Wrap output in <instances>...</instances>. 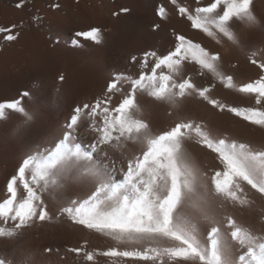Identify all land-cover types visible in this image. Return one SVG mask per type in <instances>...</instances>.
<instances>
[{
	"label": "snow or ice",
	"instance_id": "6c2138e0",
	"mask_svg": "<svg viewBox=\"0 0 264 264\" xmlns=\"http://www.w3.org/2000/svg\"><path fill=\"white\" fill-rule=\"evenodd\" d=\"M171 2L193 29L217 43L226 39L251 50L255 46L251 41L246 44L241 26L249 35L257 29L264 33V16L254 11V0H195L196 7ZM25 3L19 0L16 7ZM129 11L121 8L113 15ZM157 15L166 19L165 7H159ZM33 20L39 23L43 17L37 14ZM20 27L0 26V40L16 41ZM81 38L100 45L103 30L92 26L76 32L72 45L83 47ZM249 60L260 69L258 78L237 83L223 70L219 52L179 33L166 54L146 50L130 55L136 71L114 73L101 96L69 106L60 133L27 151L6 179L0 239L15 241L37 221L66 218L114 242L106 250H89L87 240L68 248L82 264H98L100 256L118 264H264V235L239 223L226 209L252 207L250 192L264 198V147L220 135L203 121L182 114L169 128L156 131L142 117L140 102L145 96L179 109L184 99L195 95L221 112L264 128V51H251ZM188 62L225 88L252 97L254 105L233 106L215 98L211 94L215 84L198 85L185 75ZM58 80L63 82L65 76L60 74ZM36 99L26 89L0 101V120L9 112L19 114L13 136L27 137L34 130L40 113L25 101ZM190 142L214 153L217 166L210 171L198 166L187 150ZM129 144L139 145L138 151L128 154ZM76 185L87 187V193L71 195L69 190ZM17 251L15 245L0 251V264H25L16 258Z\"/></svg>",
	"mask_w": 264,
	"mask_h": 264
},
{
	"label": "bare ground",
	"instance_id": "6f19581e",
	"mask_svg": "<svg viewBox=\"0 0 264 264\" xmlns=\"http://www.w3.org/2000/svg\"><path fill=\"white\" fill-rule=\"evenodd\" d=\"M19 0H0V26L22 25L20 35L14 42L0 40V101L16 98L18 92L32 90L35 103L25 101L26 106L40 113V119L27 137L12 135V129L20 119L19 114L9 112L0 120V199L6 195V179L13 174L21 158L30 149L42 144L49 137L60 133L61 125L75 103H87L101 96L114 73H134L136 68L129 62L130 55H141L143 51L155 50L166 54L174 47V34L179 33L200 43L211 52L223 57L222 68L234 76L237 83L258 78L260 69L250 63L251 51H264V33L258 29L249 35L241 26L245 42L251 41L254 48L235 47L226 39L217 43L200 30L193 29L186 17H181L171 0H26L17 8ZM59 4V8L52 7ZM178 4L196 7L195 0H178ZM165 7L167 18L157 15L159 7ZM128 8V13L119 12ZM254 11L264 16V0H254ZM39 14L41 22L33 17ZM159 24L160 27L154 28ZM100 27L104 41L97 45L81 38L83 47H75L71 41L76 32L89 27ZM58 41V42H57ZM185 75L198 85L215 84L212 95L233 106H253L254 99L232 89L225 88L210 73L203 72L192 62L185 65ZM60 74L65 80L60 82ZM33 85L37 87L33 89ZM142 117L156 130H165L176 122L178 115L195 121H203L220 135L230 136L255 147H264V128L250 124L228 111H219L198 96L184 99L179 109L163 102H153L141 96ZM87 133H84L81 138ZM198 166L211 170L217 166L215 154L195 142L186 145ZM139 145L129 144L127 153L138 151ZM116 156L119 161V152ZM87 187H72L73 196H84ZM254 201L252 207L227 205L228 214L258 235H264V198L249 193ZM55 212V207L50 204ZM88 241L92 248L106 250L114 242L100 234L89 232L74 225L66 218L47 222L37 221L23 230L15 240L0 239V251L15 245L18 260L25 264H82L68 248L80 246ZM51 248V253L45 252ZM59 250V251H57ZM98 264H118L105 257H97ZM123 264V262H119ZM128 264H134L128 261Z\"/></svg>",
	"mask_w": 264,
	"mask_h": 264
}]
</instances>
